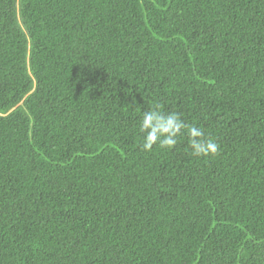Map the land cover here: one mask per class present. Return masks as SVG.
Instances as JSON below:
<instances>
[{
	"label": "trees",
	"instance_id": "1",
	"mask_svg": "<svg viewBox=\"0 0 264 264\" xmlns=\"http://www.w3.org/2000/svg\"><path fill=\"white\" fill-rule=\"evenodd\" d=\"M0 264H264V0H0Z\"/></svg>",
	"mask_w": 264,
	"mask_h": 264
},
{
	"label": "clouds",
	"instance_id": "2",
	"mask_svg": "<svg viewBox=\"0 0 264 264\" xmlns=\"http://www.w3.org/2000/svg\"><path fill=\"white\" fill-rule=\"evenodd\" d=\"M139 131L142 133L141 150L151 152L154 147L172 150L187 135L192 155L215 156L220 151L219 143L206 136L203 128L189 125L179 112H165L159 104L142 113Z\"/></svg>",
	"mask_w": 264,
	"mask_h": 264
}]
</instances>
